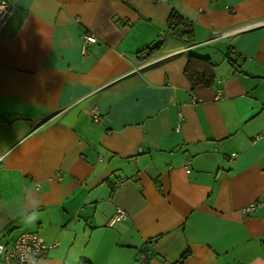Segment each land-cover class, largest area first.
<instances>
[{
    "label": "crops",
    "instance_id": "obj_1",
    "mask_svg": "<svg viewBox=\"0 0 264 264\" xmlns=\"http://www.w3.org/2000/svg\"><path fill=\"white\" fill-rule=\"evenodd\" d=\"M6 1L0 244L39 233L41 264H264V0Z\"/></svg>",
    "mask_w": 264,
    "mask_h": 264
},
{
    "label": "built area",
    "instance_id": "obj_2",
    "mask_svg": "<svg viewBox=\"0 0 264 264\" xmlns=\"http://www.w3.org/2000/svg\"><path fill=\"white\" fill-rule=\"evenodd\" d=\"M11 16V10L8 7V3L4 0H0V28H3ZM82 42L84 45L89 43H95L96 38L93 35L87 33L82 35ZM221 98V93H218ZM182 119V116H180ZM96 120V118H95ZM179 128L177 127V130ZM235 154H232L234 156ZM59 179V178H58ZM252 205L244 208V210H251ZM248 212V211H245ZM125 219V213L118 209L111 219V223L118 222ZM50 245H46L39 233H24L20 234L16 241L13 243V247L8 248L3 244H0V253L4 252L5 262L4 264H41L40 258L45 256V253L49 249ZM138 264L144 263V256H142Z\"/></svg>",
    "mask_w": 264,
    "mask_h": 264
},
{
    "label": "trees",
    "instance_id": "obj_3",
    "mask_svg": "<svg viewBox=\"0 0 264 264\" xmlns=\"http://www.w3.org/2000/svg\"><path fill=\"white\" fill-rule=\"evenodd\" d=\"M6 1V0H4ZM7 2V1H6ZM8 3V2H7ZM8 5L10 6V4L8 3ZM12 16H10L11 18ZM9 18V20H10ZM166 31L172 35L173 37H176L177 39H179L180 41H182L184 43V45H193L194 44V38H193V28H192V24L191 22H189L187 19H183V17L177 13L176 11H172L166 21ZM158 48V45L153 46V47H147L144 50L138 52L137 55H145L146 58L149 57L154 51H156L155 49ZM226 59L228 57H230V55L227 53L226 55ZM191 59H197V57L190 55L189 56V61ZM202 59V58H200ZM204 63H206L207 65L201 69L199 72L197 71V69L192 70L191 68H186V70H184V73L187 77V79L190 82V86H194L197 83V79H203L206 82L210 81L211 78V72L210 70H206L209 67H213V63L207 60L204 61ZM207 84V83H206ZM18 238V237H17ZM16 238V239H17Z\"/></svg>",
    "mask_w": 264,
    "mask_h": 264
},
{
    "label": "clouds",
    "instance_id": "obj_4",
    "mask_svg": "<svg viewBox=\"0 0 264 264\" xmlns=\"http://www.w3.org/2000/svg\"><path fill=\"white\" fill-rule=\"evenodd\" d=\"M10 154V153H9ZM39 217L37 216V217H35L34 219H38ZM30 224L32 223V222H29Z\"/></svg>",
    "mask_w": 264,
    "mask_h": 264
}]
</instances>
